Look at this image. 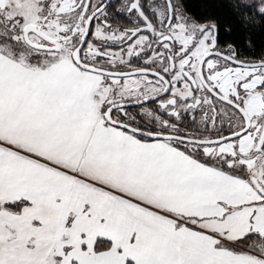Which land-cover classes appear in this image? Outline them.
<instances>
[{"label": "snow or ice", "instance_id": "snow-or-ice-1", "mask_svg": "<svg viewBox=\"0 0 264 264\" xmlns=\"http://www.w3.org/2000/svg\"><path fill=\"white\" fill-rule=\"evenodd\" d=\"M0 264H264V0H0Z\"/></svg>", "mask_w": 264, "mask_h": 264}, {"label": "trees", "instance_id": "trees-1", "mask_svg": "<svg viewBox=\"0 0 264 264\" xmlns=\"http://www.w3.org/2000/svg\"><path fill=\"white\" fill-rule=\"evenodd\" d=\"M257 39H259V38H257Z\"/></svg>", "mask_w": 264, "mask_h": 264}]
</instances>
